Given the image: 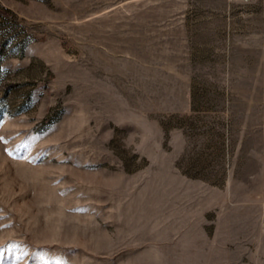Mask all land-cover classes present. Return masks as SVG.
Segmentation results:
<instances>
[{
  "label": "rangeland",
  "instance_id": "1",
  "mask_svg": "<svg viewBox=\"0 0 264 264\" xmlns=\"http://www.w3.org/2000/svg\"><path fill=\"white\" fill-rule=\"evenodd\" d=\"M0 264H264V0H0Z\"/></svg>",
  "mask_w": 264,
  "mask_h": 264
}]
</instances>
